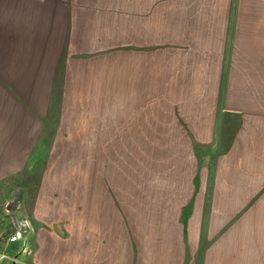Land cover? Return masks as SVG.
<instances>
[{"label":"crops","instance_id":"obj_1","mask_svg":"<svg viewBox=\"0 0 264 264\" xmlns=\"http://www.w3.org/2000/svg\"><path fill=\"white\" fill-rule=\"evenodd\" d=\"M1 191L29 264H264V0H0Z\"/></svg>","mask_w":264,"mask_h":264},{"label":"rangeland","instance_id":"obj_2","mask_svg":"<svg viewBox=\"0 0 264 264\" xmlns=\"http://www.w3.org/2000/svg\"><path fill=\"white\" fill-rule=\"evenodd\" d=\"M6 195L9 199L13 196V192H0V206L3 203L2 208L0 207V253H5L7 255L6 258L0 259V264H29L30 255L20 256L21 253L17 250L21 240L16 243L17 246L8 244V238L14 232L15 219L13 213H7L5 211L7 202L3 201V199Z\"/></svg>","mask_w":264,"mask_h":264},{"label":"water","instance_id":"obj_3","mask_svg":"<svg viewBox=\"0 0 264 264\" xmlns=\"http://www.w3.org/2000/svg\"><path fill=\"white\" fill-rule=\"evenodd\" d=\"M17 204H18V200L16 199L9 200L5 206V211L7 213H15L18 210ZM15 226L17 231L19 232L20 238L25 239L27 237L28 230L22 228V226L18 221L15 222Z\"/></svg>","mask_w":264,"mask_h":264},{"label":"built area","instance_id":"obj_4","mask_svg":"<svg viewBox=\"0 0 264 264\" xmlns=\"http://www.w3.org/2000/svg\"><path fill=\"white\" fill-rule=\"evenodd\" d=\"M15 222H16V220L14 221V232L8 238L9 242H16V241L21 239L20 235H19V232L16 229ZM19 223L22 226V228L27 229V230L30 228V225H31L30 222L28 221V219H25V218L19 220ZM6 257H7V255L5 253H0V259L6 258Z\"/></svg>","mask_w":264,"mask_h":264}]
</instances>
